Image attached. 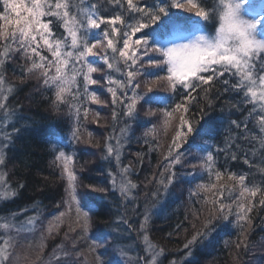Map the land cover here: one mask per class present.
Segmentation results:
<instances>
[{"label":"trees","instance_id":"1","mask_svg":"<svg viewBox=\"0 0 264 264\" xmlns=\"http://www.w3.org/2000/svg\"><path fill=\"white\" fill-rule=\"evenodd\" d=\"M261 1L264 0H255L248 6L253 16H259ZM70 2L72 11H91L97 18L122 16L125 25H116L121 33L127 24L147 20L142 13L130 11L127 0ZM194 2L211 7L216 0ZM133 3L153 8L164 5L171 16L185 19L187 26L166 33L160 37L161 43L179 33L201 30L214 33L217 26L214 20L197 23L195 10L173 7V0H133ZM93 4L95 8L91 9ZM2 10L3 0H0V12ZM164 19L167 18L162 17L136 36L151 33ZM44 20L53 21L51 27L56 37L65 34L59 20L54 17H44ZM261 29L264 35V27ZM105 30L111 34V26L101 23L99 29L90 30L89 37L90 42L92 39L102 41L93 50L98 55L87 58L98 69L91 73L98 83L88 84L85 94L84 84L78 77L80 88L74 100L66 93V102H56L54 89L44 85L38 70L27 71L30 62L22 52L15 51V45H11L0 67L5 91L8 87L12 89L6 93L7 111L2 109L0 113L8 118L1 169L6 190L15 193L0 196V223L8 222L21 229L0 228V245L8 239L12 245V255L5 264H139L120 245L123 246V231L132 227L130 234L137 238L141 224L154 246L162 250L161 264H264V205L259 203L264 192L255 198L249 197L252 210L247 220L238 221L241 187L238 180L229 179L230 175H244L245 185L264 190V148L260 146L264 133L259 124L263 114L255 104L246 102L242 90L232 88L238 78L228 72L214 79V87L207 93L204 88L208 85H202L195 92L179 86L173 91L166 79L167 66L148 63L162 59L159 52L149 48L144 54L145 46L139 45L138 59L131 69L137 72L133 84H140L135 91L144 97H160L161 102L149 106L143 99L138 100L133 115H124V106L114 105L109 91L110 87L115 88L119 95L121 89L118 85H109L108 78L126 80L128 68L122 59L117 63L118 58L107 48ZM121 46L122 42L117 44ZM2 53L4 47L0 41ZM43 54L50 58L46 49ZM105 55L114 64L113 69L104 62ZM225 79L229 84L222 83ZM124 91L131 96L133 90ZM92 93L99 102H91ZM189 94L194 99L185 100ZM178 103L188 108L187 113L173 111ZM169 112L171 117L166 115ZM181 116L190 121L193 132L177 142L181 146L172 154L179 155L181 162L165 171V165L172 158L168 153L180 130ZM232 121L241 126L237 128ZM209 128L214 129L211 137L197 135ZM55 140L61 143L55 144ZM110 140L116 149L112 155L106 152ZM59 151L71 158L68 168L75 175L72 182L75 200L70 195L64 164L56 160ZM205 152L213 156L210 165L205 164ZM125 168L129 181L135 185L128 203L116 185L119 169ZM171 172L175 173L174 178L167 183ZM218 173L221 174L219 179ZM162 179L165 183H160ZM77 202L82 209L85 205L92 209L86 231L83 216L78 217L76 212ZM222 203L232 209L226 220L224 213L217 210ZM30 219L35 220L31 229L27 226ZM102 235L103 241L98 242ZM133 242V247L138 245L136 240ZM122 250L124 255H121Z\"/></svg>","mask_w":264,"mask_h":264},{"label":"snow or ice","instance_id":"2","mask_svg":"<svg viewBox=\"0 0 264 264\" xmlns=\"http://www.w3.org/2000/svg\"><path fill=\"white\" fill-rule=\"evenodd\" d=\"M109 2L119 3L120 0H109ZM247 3L248 0H216L214 6L205 7L202 4L195 3L194 0H179V2L178 0H173V7L186 8L190 12L195 10V16L199 18L197 23L205 24L214 20L217 26L214 33H198L187 42L174 43L168 46L161 43L160 37L187 25L185 19L171 16L164 5L155 8L147 5L141 7L134 5L133 0H127V8L132 12L142 13L147 17V20L137 22L134 25L129 23L126 25V30L121 33L116 25H125V20L122 16L115 15L108 18H97L91 11L86 12L83 9L72 11L73 5L70 0H3V10L0 12V41H3L4 53L0 54V67H2L4 58L7 57L8 52L11 50V45H15V51L22 52L26 60L30 62L27 71L32 73L34 70H38L39 75L43 77L44 85L54 89L56 102H66V93L70 94L72 100H74L80 88L78 77L81 78L84 84L85 94H87L88 84L98 83L97 80L91 77V73L96 72L98 69L87 58L98 55L93 50L102 41L92 39L90 42L89 37L91 29H99L101 23H106L111 26V34L107 30L103 32V36L107 40V48L111 49L113 56L118 58L117 63L119 59H122L128 68L126 80L108 78L109 85H118L121 89L119 95L115 88L110 87L109 91L112 94L113 104L119 103L124 106V115L129 117L133 115L138 100L143 99L144 103L149 106L160 104L161 102L160 97H144L138 95L135 91L139 89L140 84H133V79L137 72L131 69L137 62L136 51L139 45L145 46L144 54L147 53L149 48L152 51L159 52L162 59H152L148 63L167 66L168 75L166 79L173 91L179 86L185 91L190 89L195 92L202 85H208L209 87L204 88L205 93H207L214 87L212 81L228 72L238 78L237 82L232 84V88L242 90L246 97V102L258 104L260 111L264 112V62H262L259 72L256 68L257 55L264 52V40L258 38V28L261 26V22L264 21V14H260L259 19H245L242 11H247L244 8ZM90 8L94 9L95 5H91ZM81 13L83 14L82 18ZM44 17H54L59 20L65 34L61 37H56L51 27L53 21H45ZM162 17L167 19L163 20L159 28L153 29L151 33L136 36L137 33L148 28L150 24L155 25L158 21H161ZM134 36L136 37L135 40L132 39ZM117 37L120 39H116ZM150 40L151 43L149 42ZM121 42L122 46L117 47V44ZM44 49L50 54V58L43 54ZM104 62L109 69L114 68V64L109 62L107 55L104 57ZM116 70L119 71L120 69L117 68ZM205 72L211 73V75H201V73ZM156 79H160V77H156ZM222 83L227 85L229 80L225 79ZM4 85L5 81L3 76L0 75V109L7 111L5 107L6 93H10L12 89L8 87L5 91ZM128 88L133 90L131 96H129L127 91H124V89ZM149 91H151L150 88ZM89 98L93 103L99 102L97 95L94 93L90 94ZM184 99L190 101L194 97L189 94ZM126 100L128 101L127 103H125ZM181 110L187 113L188 108L184 104L178 103L173 109V111ZM113 115L115 117L116 113L114 112ZM166 115L171 117L172 113L169 112ZM232 123L237 128L241 126L236 121H232ZM259 124L261 132L264 133V115L259 117ZM185 126H187L186 131L184 130ZM245 127L247 126L245 125ZM213 131L214 129L209 128L201 130L197 135L211 137ZM192 132L190 121L181 116L180 130L176 132L172 147H170L168 153V157L172 158L169 160V164L165 165V171H168L172 165L181 162L179 155L173 156L172 154L174 151H178L181 146L177 142L182 141L187 134ZM59 143L61 141L55 140V144ZM119 143L117 141V145ZM204 143L207 144L208 141H204ZM193 146L199 147L195 144ZM260 146L264 148V136L260 138ZM115 150L110 140L106 146V152L108 155H112ZM116 158H119L118 151L116 152ZM70 159L64 151H59L56 156V160L62 161L64 164V171L68 175L71 189L70 195L75 200L74 186L72 185L75 175L68 168ZM212 161L211 152H205V164L210 165ZM3 162V155L0 154V164H3ZM123 171L126 173L128 169L125 168ZM174 175V172L170 173L167 177V183L172 182ZM220 175L219 173L217 174V179L220 178ZM229 179L238 180L241 187L238 196L241 202L237 205L239 211L236 215L238 221H245L253 206L249 197L255 198L258 193L264 192V190L255 185L251 187L245 185L246 176L244 175L239 177L230 175ZM160 183H165V180L162 179ZM134 187L135 185L128 181L126 176L122 178V195H126ZM212 187H215V185H212ZM3 195L14 196L15 193L10 190H4ZM222 195L221 192V198ZM259 203L264 205V196L259 200ZM217 210L224 213L223 219L225 220L232 211L230 205L223 203L219 205ZM90 211L92 209L87 205L82 209L77 202L76 212L78 217L82 215L84 218L83 228L85 231L89 225L88 217ZM60 215L64 214L61 213ZM144 220L147 223V215ZM124 222L127 223V221ZM34 224L35 220L30 219L28 221L29 229ZM10 227L15 228L16 231L21 230L8 222L0 223V228L8 229ZM143 227L144 225L142 224L141 228ZM49 232H51V227ZM195 238L194 236L193 241ZM103 239L102 235L98 242H102ZM144 240L146 244L145 250L151 255L150 264H156V257L159 256L162 250L154 251L155 246L150 243L147 236L144 237ZM96 242L94 241V243ZM189 243H192V241ZM11 247L10 239L3 241V244L0 245V264H5L9 260L12 255ZM185 247H188V245H185ZM63 255L66 257L68 253H63ZM121 255H124L123 250Z\"/></svg>","mask_w":264,"mask_h":264},{"label":"rangeland","instance_id":"3","mask_svg":"<svg viewBox=\"0 0 264 264\" xmlns=\"http://www.w3.org/2000/svg\"><path fill=\"white\" fill-rule=\"evenodd\" d=\"M254 1L255 0H248V3L244 5V8L247 9V11H242V15L244 16L245 19H249V20L259 19L260 14H264V1H261L260 4H259L258 8H259L260 12H259V16L258 17L253 16L251 13H249L248 6H250V4L252 5ZM263 27H264V21L261 22V26L258 28V38L262 39V40H264V35H263L262 29H261ZM198 33L211 34L209 32L203 31V30H201L199 32L179 33V34H176L174 36H171L170 38L165 39L164 41H162V43L165 44V45L171 46L174 43L187 42L188 40L193 38ZM262 62H264V52L258 53V55H257L256 68H257L258 72L260 71V68L262 66ZM4 88H5V86H4ZM255 106H256L257 110L260 111L259 105L255 104ZM1 110L2 109H0V113H1ZM261 114L264 115V112H261ZM5 118H6V116L0 114V154H2V155H4L3 143H4V140H5L4 136H5V132H6V128H7V127L5 128V123H6ZM120 145H121V143H119V147H120ZM2 165L3 164H0V196H4L3 195V191L6 190V188L4 186L2 169H1ZM123 170L119 169L118 176L116 178V185H117V187L119 188L120 191H121L122 178L126 176L127 180L129 181V176H128L127 172L125 173ZM132 197H133V195H132V188H131L130 191L125 195L124 200L126 201V203H128V202H130L132 200ZM128 225L129 224L127 222V226ZM33 227H31V228H33ZM124 229H126V225L123 228V230ZM127 230H128V228H127ZM130 231L132 232V227H131V229H129L126 232L123 231L124 236H121V240L123 241L122 244H123L124 247L122 245H120V247L122 249H125L127 251V253H129L131 256H133L134 259H136V261L138 260L140 262L139 264H150L151 255H150L149 252H147L145 250L146 249V244H145L144 237L147 236V234H146V231H145L144 227L143 228L140 227V229L138 230V234L136 236L137 238L132 237V234H130ZM119 233H120V231H119ZM131 240H133V241L136 240L138 242V245L133 247V244H132L133 241H131ZM148 240L150 241V243L152 245H154L151 242L149 237H148ZM154 251H160V250L155 247ZM162 259H163V257H162V253L160 251L159 256L156 257V264H161ZM263 263H264V261H263Z\"/></svg>","mask_w":264,"mask_h":264},{"label":"bare ground","instance_id":"4","mask_svg":"<svg viewBox=\"0 0 264 264\" xmlns=\"http://www.w3.org/2000/svg\"><path fill=\"white\" fill-rule=\"evenodd\" d=\"M7 120H8V118L6 117V118H5V121L7 122Z\"/></svg>","mask_w":264,"mask_h":264}]
</instances>
